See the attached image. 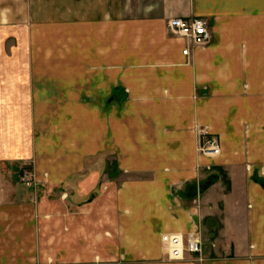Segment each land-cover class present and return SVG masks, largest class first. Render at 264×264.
I'll use <instances>...</instances> for the list:
<instances>
[{"label":"crops","instance_id":"0c3cea01","mask_svg":"<svg viewBox=\"0 0 264 264\" xmlns=\"http://www.w3.org/2000/svg\"><path fill=\"white\" fill-rule=\"evenodd\" d=\"M0 264H264V0H0Z\"/></svg>","mask_w":264,"mask_h":264},{"label":"built area","instance_id":"2783aa9c","mask_svg":"<svg viewBox=\"0 0 264 264\" xmlns=\"http://www.w3.org/2000/svg\"><path fill=\"white\" fill-rule=\"evenodd\" d=\"M168 32L177 38L183 39L187 44L195 47L206 46L211 40L207 19L199 17L171 18L167 21ZM189 49L182 53L187 56ZM198 153L206 157H216L220 153V146L215 136L204 134L200 138ZM160 241L167 251L170 261L182 260L185 253L194 257L196 262L204 260L202 243L198 236L188 234L182 237L179 234L164 233Z\"/></svg>","mask_w":264,"mask_h":264},{"label":"rangeland","instance_id":"374dc122","mask_svg":"<svg viewBox=\"0 0 264 264\" xmlns=\"http://www.w3.org/2000/svg\"><path fill=\"white\" fill-rule=\"evenodd\" d=\"M18 56V55H17Z\"/></svg>","mask_w":264,"mask_h":264}]
</instances>
